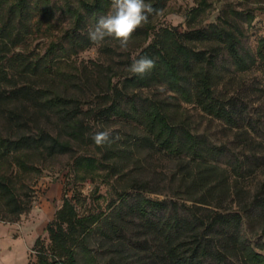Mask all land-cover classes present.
<instances>
[{"label":"trees","instance_id":"16d2710c","mask_svg":"<svg viewBox=\"0 0 264 264\" xmlns=\"http://www.w3.org/2000/svg\"><path fill=\"white\" fill-rule=\"evenodd\" d=\"M195 1L197 17L209 0ZM146 2L161 11L133 33L126 51L114 38L99 44L108 56H126V67L107 79L101 97L107 107L95 112L103 122L132 123L142 135L126 145L99 147L85 121L90 110L83 109L96 94L94 77L78 79L63 72L62 64L96 46L87 28L109 11L111 0H0V221L17 223L29 211L31 183L47 160L71 154L75 146H95L107 164L88 154L74 158L70 172L78 183L93 182L103 168L106 178L123 179L118 202L106 214H82L76 197L64 199L45 229L49 245L38 238L36 261L29 264H264V255L243 233L253 207L264 234V186L249 208L228 209L230 175L219 165L225 151L194 133L182 112L183 105H192L231 128L245 124L264 138V113L247 119L238 98L219 93L228 75L264 64V35L255 51L245 45L256 17L225 10L207 28L180 32L158 26L169 0ZM59 10L73 26L55 41ZM28 39L51 41L46 54L14 53ZM145 56L155 60L154 69L143 76L130 72L133 61ZM159 87L173 96H140ZM132 147L178 161L170 184L177 186L172 192L179 202L151 199L145 194L148 183L126 179ZM243 168L240 163L238 170Z\"/></svg>","mask_w":264,"mask_h":264},{"label":"rangeland","instance_id":"374dc122","mask_svg":"<svg viewBox=\"0 0 264 264\" xmlns=\"http://www.w3.org/2000/svg\"><path fill=\"white\" fill-rule=\"evenodd\" d=\"M197 6L195 0H169L166 11L158 20V26L186 32L207 28L210 24L216 23L225 10L250 11L254 13L256 19L247 29L245 45L253 51L256 50L259 39L264 35V0H209L205 12L195 17L192 10ZM57 24L55 41L62 40L73 26L70 18L63 15L60 10L57 11ZM50 42L45 39H28L13 51L30 58L43 57ZM125 60L126 56H108L101 52L99 45H96L76 56L64 58L62 64L63 72L78 79L94 77L96 94L86 100L83 109L86 112L90 111L85 121L90 125L92 135L111 126L113 135L119 136L116 141L119 146L126 145L136 136H141V129L121 120L103 122L96 113L107 107L105 100L101 98L103 92L108 89L107 79L115 73L117 75L122 73L121 69L126 67ZM119 81V78H115L113 83L117 84ZM219 93L238 98L239 106L248 111L247 119H256L259 112L264 113V64L244 74L228 75L224 84L220 86ZM140 96L151 99L154 96L167 98L173 95L165 88L159 87L142 90ZM182 112L189 120L194 133L207 138L213 145L222 147L225 151L219 165L230 175L231 195L226 207L233 211H241L242 207L249 208L254 196L264 186V138L249 130L245 124L240 129L231 128L222 121L205 115L192 105H183ZM2 128L0 125V130ZM132 148L133 159L124 168L126 179L136 178L148 183L150 192L145 194L151 199L179 202L172 192L177 186L170 184L178 174V161L163 154ZM88 154L96 155L100 161L107 164L103 153L95 146H75L71 154L58 156L43 164L41 174L31 183L32 205L29 211L23 214L17 223L0 221V264L35 262L36 254L33 248L36 240L41 238L46 246L49 245L45 229L67 197L78 199L79 211L82 214H106L110 211L109 205L118 202V192L124 186L123 179L106 178L109 175L108 170L103 168L99 172L100 176L93 182L89 180L78 183L70 172L74 158ZM240 163L244 168L238 170ZM260 221V213L253 207L250 208L245 216L243 233L252 246L264 255L262 248L264 234Z\"/></svg>","mask_w":264,"mask_h":264},{"label":"clouds","instance_id":"9594fccd","mask_svg":"<svg viewBox=\"0 0 264 264\" xmlns=\"http://www.w3.org/2000/svg\"><path fill=\"white\" fill-rule=\"evenodd\" d=\"M160 11L146 0H111L109 11L100 14L95 24L88 26V38L94 45L101 44L106 38H114L119 41L121 50L126 51L133 33ZM154 67L155 60L145 56L134 60L129 71L143 76L150 73ZM92 139L97 146L105 147L115 143L119 136H114L112 127L109 126L104 130L96 131Z\"/></svg>","mask_w":264,"mask_h":264}]
</instances>
